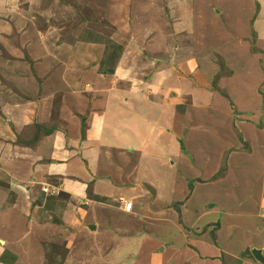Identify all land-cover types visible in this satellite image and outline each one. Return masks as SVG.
<instances>
[{"label":"crops","instance_id":"obj_1","mask_svg":"<svg viewBox=\"0 0 264 264\" xmlns=\"http://www.w3.org/2000/svg\"><path fill=\"white\" fill-rule=\"evenodd\" d=\"M17 1L2 0L0 8H10L11 12L6 15L11 16L15 22L14 28L20 39L19 47L25 51L23 53L29 61L22 60L25 59L22 53H16L12 55L14 60H9L8 66L0 71L27 99L21 96L9 99L11 94L0 91L3 95L0 97V107L11 105L4 110L9 111L8 115L13 119V123H0V219L4 210L15 213L8 222L22 225L17 226V232L12 235L21 242V247H13L14 244L7 249L0 248V257L4 251L9 250L12 255L18 256L16 264H35L32 263L35 260L30 262L26 256L31 254V245L22 246L25 240L35 239L32 243L36 247H39L40 242H55L59 236L70 241L74 237L87 234L86 229L91 226H95V231L102 224H106L108 229L111 228L115 214L136 216L147 222L152 219L160 220L159 225L171 222L176 224V229L184 240L178 246L172 242L171 246H166L168 243L150 237L142 239L141 246L149 242L153 245L149 247H159L158 257L162 258L163 255L166 264H223L224 255L239 260L243 253L253 249L261 250L264 255V218L261 215L264 213V185L239 186V190L245 195L256 189L260 192L259 195H249L251 198H259L260 214L256 207L253 213L242 214L237 220L228 217L230 212L227 210L225 214L220 209L211 214L209 207L211 212L217 208L213 201L212 204L209 202L210 205H206L209 206L206 209L204 207L197 210L194 218L191 217L189 209V203L193 202L198 191L197 186L205 188L213 183L210 181L217 170L208 172L199 160V157L205 156L202 151L207 148L205 143L201 144L199 141L198 145L195 141L203 125L200 124L201 117L205 119V116H209L215 119L223 114L220 117L226 122L222 123L223 126L215 125V128L210 123L208 128H205L208 131L215 129L213 133L217 135H220L216 133L219 127L228 128V133L222 141H228L230 146L221 148L219 160H222L231 144L236 142L235 132L231 131V127L242 133L244 141L253 146L254 154H257L258 150L256 144L259 145V150L264 151V121L261 122V128H256L247 120L251 119L248 116L253 113H256V118L264 120V24L256 26L257 19L264 18V0H216L217 4H210L212 0H193L191 7L195 8L190 9V17L185 26V38L188 41L183 47L186 51H192L193 48L195 53H189L185 58H181L179 53L178 56L167 54V50L161 56H157L160 53L155 56L148 54L149 59H144L143 66L135 71L134 68H127L130 67L132 59L125 54L113 75L99 73L105 51L103 45L78 41L81 31L78 35L72 31L74 35L70 36L65 23L47 24L45 27L23 24L17 14ZM128 1H109L105 13L110 15L111 25L113 17L118 16L115 11L125 9ZM111 2L114 6H111ZM61 3V0L49 1L48 8H40V13H36L47 19L54 18V22L57 19L56 23L62 19L66 20L62 14L67 16L70 8H62L59 5ZM246 3L250 7L249 10L244 8ZM255 3L261 7L258 12L255 10ZM135 4L137 12L134 13L138 19L142 16L147 20L144 24L150 25L153 18L160 21V0H135ZM213 6L220 8L216 9L218 14L211 11ZM114 8L118 10H113ZM18 10L21 14V9ZM87 13L88 11L85 14ZM50 16L52 18H48ZM73 27L80 29V24ZM160 29L161 27L158 29L159 33ZM252 32L256 36L257 54L250 52ZM7 35L8 31H5V39ZM68 35L74 41L67 40L60 44ZM158 38L160 39L159 35ZM141 47H149L152 52L147 53L156 52L160 48L154 42L151 46ZM174 48L177 50L178 46L173 45L172 50ZM211 51L212 54L225 58L228 69L231 68L234 72L232 77L223 78L221 83L229 88L238 107L244 112L245 117L241 122H237V118L234 122V115L230 107H226L222 97L211 95L209 91L201 88L213 80L219 70L213 62L214 57L210 56ZM125 64L128 65L124 67ZM175 65L183 66L185 71L188 65L193 69L192 76L199 77L198 82L194 80L195 77L183 81ZM147 68L150 69L146 70ZM231 70L229 69L230 72ZM241 72L245 73L243 77L246 86L256 96L252 106L247 101H242L245 91L242 89L245 85ZM168 83H171L170 88ZM232 84L233 87L230 88ZM233 89H241L242 93L238 94L240 101L236 99ZM180 90L184 94L180 99L190 101L186 116L183 117L176 113L173 101L176 97L174 94ZM56 95L61 96L58 109L53 103ZM35 123L45 129L44 131L53 129L54 132L49 136L42 133L33 147L15 145L14 129H24L34 126ZM187 131L189 140L185 151L179 144L184 142ZM209 146L210 144L208 148ZM198 150L200 152H197ZM188 155L191 157L189 160ZM208 157L206 154L205 160ZM257 157L263 167L261 171L249 170L244 175L238 166L239 176L242 177L238 179L240 182L244 180L243 184L247 179L258 185L260 181H256V172L262 173L259 175L262 178L259 179L264 183V154H258ZM252 159L257 166V160L251 154L243 155L242 164L246 166L248 160ZM153 162H157L165 170L178 164H187L195 174L192 178V181H196L192 194L187 192L182 199L175 198L174 187L172 197H166L159 183L149 180L151 173H154L151 172ZM248 174H252L256 179H248ZM227 179L229 177L218 184H228L230 191L236 190L237 186L230 184L231 181L228 182ZM46 185L58 187L62 192L58 200L52 197L59 202L52 203V200L45 199L47 195H44L42 190ZM174 185L176 186L175 181ZM148 186L153 187L154 196L147 189ZM185 199H188L187 203ZM121 201L133 203L132 214L123 211L124 205ZM177 204L181 217L175 210ZM16 214L22 224L15 222ZM214 215L217 219L218 216H226L217 222L213 219ZM216 223H219V227L214 242L211 233L215 230ZM1 225L0 221V230ZM205 229L207 232L203 233ZM6 236L9 239L8 234ZM119 239L121 242L125 241L124 238ZM159 242L162 243L161 246H157ZM234 242L240 243V247H236ZM22 249L23 256L27 259L20 257ZM228 262L230 264V260ZM64 264H70L69 260ZM242 264L260 263L248 256Z\"/></svg>","mask_w":264,"mask_h":264},{"label":"rangeland","instance_id":"obj_2","mask_svg":"<svg viewBox=\"0 0 264 264\" xmlns=\"http://www.w3.org/2000/svg\"><path fill=\"white\" fill-rule=\"evenodd\" d=\"M6 1V0H3ZM49 1L53 0H18L17 1V14L20 16V19L23 24H26L27 26L31 24L33 26L34 24H38L40 27H45L47 24L51 25H60L65 23V28H69V35L74 34L78 35L79 31L80 36L81 34H85V39H97V36H103L105 38L111 39L115 43L121 45L123 49V55L128 54L129 57L132 59V63L129 64L130 67H127L129 70H132L134 68L135 70L140 69L145 61L149 59V55H157L161 56L164 55L167 50L169 53L167 54H174L179 56L181 58H185L186 55L189 53L194 52L193 48L192 51L189 49L186 51V49L183 47L185 43L188 41L186 36V21L189 20L191 8L192 10L195 8L191 7V3H193V0H160V6L161 11L160 14L161 17H158L160 21H155L153 18L150 21V25L144 24L146 21L143 19L144 17L140 16L138 19V16L135 14L137 12L136 10V4L135 0H129L127 4H125V9H121L119 11H115L118 13V16H114L112 21L113 24L111 25L109 22L110 15L107 16L105 13V10H108V7L110 4V0H61V4H59L62 8H70L69 12L66 14H62V17L66 20L62 19L58 23H56L58 20L55 19L56 22H54V18L51 16L47 19L46 17L37 14L36 12L40 13V8L45 10L48 8ZM224 1V0H220ZM2 2V0H0ZM132 4H131V3ZM126 3V2H125ZM210 4H217L216 0H212ZM67 6V7H66ZM111 6H114V4L111 2ZM260 5L258 3H255V10L257 12V8ZM14 8V7H13ZM12 8V9H13ZM18 8L21 9V14L19 13ZM219 8V7H218ZM216 6H213V10L216 12ZM245 10H249L250 7H248L247 3L244 5ZM94 9V10H93ZM215 9V10H214ZM220 9V8H219ZM9 7H2L0 8V69L7 67L9 60H14L12 58V55H16V53H22V55L25 57V59L22 60H28V57L22 48L19 47V33L15 30L14 25L15 22L12 20V17L9 15H6V13H10ZM92 11V13H89V11ZM113 10H118L117 8H114ZM86 11H88L87 14ZM190 11V12H189ZM67 12V11H66ZM135 12V13H134ZM199 11H197L198 13ZM199 14V13H198ZM218 14V13H217ZM198 16V15H197ZM152 18V17H151ZM50 21V22H49ZM160 24H157L159 23ZM195 22V20H194ZM188 23V22H187ZM33 24V25H32ZM80 24V29L75 28L73 26ZM264 24V18H258L256 22V26H260ZM29 26V28H31ZM159 27H161L160 32L158 31ZM57 28V27H56ZM5 31H8L7 38L5 39ZM73 31V32H72ZM73 34V35H74ZM69 35L63 40H73L72 37L69 38ZM158 35L160 39L158 38ZM71 36V35H70ZM79 36V38H80ZM157 36V37H156ZM78 37V36H77ZM222 38V36H220ZM255 34L252 32V36L250 37V42L253 44L250 52L252 53L253 48H255ZM3 38V39H2ZM79 38L77 40H79ZM220 39V38H219ZM181 40L183 42H181ZM221 40V39H220ZM60 41V42H61ZM154 42L155 44L160 46L159 49H154L156 52H152L149 47H141V46H151V43ZM174 46H178V52L175 50V48L172 50ZM187 47V46H186ZM184 48V49H183ZM161 52H160V51ZM150 51L149 53H147ZM159 51V52H158ZM171 51V52H170ZM196 51V50H195ZM195 53V52H194ZM213 51H211L210 56L214 57V64H216L219 68L217 74L215 75L214 79L209 81L207 85L204 87H201L202 89H205L206 91H209L211 95L220 96L225 100L226 107H230V110L232 114L234 115V122L236 118L238 119L237 122H241L244 119V112L238 107V104L236 103V100L230 94L229 88H227L226 85L223 86L221 83L222 79L225 77H232L234 74L233 70L231 72L228 69V63L226 62L225 58L221 57L218 54H212ZM253 54V53H252ZM22 56V57H23ZM196 56V54H195ZM264 56V54H263ZM139 57V58H137ZM211 58V59H212ZM254 61V60H253ZM128 64H125L127 66ZM262 66L264 67V62L262 61ZM261 66V68H262ZM176 70L181 74L180 78L183 81H189V77H195L194 80L198 82L199 77L198 76H192L193 69H191L188 65L186 67V71L184 70L183 66L181 65H175ZM150 68H147L148 70ZM250 69V67H249ZM254 70V69H253ZM251 71L253 73L254 71ZM246 71V70H245ZM196 73V72H195ZM227 73L230 76H227ZM250 71H248V74ZM262 73L264 74V70H262ZM244 72H241V78L243 81V84L245 85V88L242 90H245L243 93V99L242 101H247L251 106L255 104L256 96L252 92L250 88L246 86L245 80H244ZM197 75V74H194ZM236 80V78H235ZM233 84L236 86L235 81ZM233 84L230 86L233 87ZM253 86V81L250 82V87ZM168 87H171V83H168ZM0 91L11 94L9 97L14 96H21L23 99H27L24 96L21 95L19 90L14 87V85L8 81L3 74L0 71ZM234 91V89H233ZM236 99L240 101L239 93H242L241 89L239 91L233 92ZM176 97H174L175 102V111L177 114L180 115V117L186 116V112L188 109V106L190 105V101H187V99L182 98L184 94L180 91H177L176 94H174ZM3 95L0 94V97ZM225 96V97H224ZM185 99V100H184ZM181 100V101H180ZM183 101V102H182ZM61 102V96L56 95L54 97L53 103L55 104V108L60 105ZM246 102V103H247ZM181 103V104H180ZM11 105H1L0 107V123H3L4 121L13 123V119L9 113V111H5L4 108H8ZM7 110V109H6ZM200 114V113H199ZM248 114V113H246ZM256 113H253L251 116H248L251 119H247L250 124H254L256 128H261V122L264 120L259 119L258 117H255ZM8 115V116H7ZM202 115V114H201ZM196 116V114H195ZM204 116V115H202ZM223 114L219 115L215 119H212L209 116H205V119L200 118V124L203 123L200 132L198 134V138L195 140L198 145L200 143H205L206 147L202 152H204V155H209L208 159L205 160V156L199 157V160L202 164H204L205 169L208 172L216 170V173L211 178L212 180L209 186L200 187L197 186L198 191L196 195H194L193 202L190 204V212L191 217L194 218V215L196 214L197 210H201L206 205H210L211 201H213L214 206H217L216 209L211 212L209 207V212L216 213L221 210V212H224L225 214L226 210L230 212V215L228 217H231V219L237 220V218L245 213L254 212L257 209V212H259V198H251L249 195H259L260 192L255 190L249 191L247 195H245L242 190H239L241 185H252L251 187L259 185H264L263 180H260L259 172H256L255 174L258 175L257 179L256 177L252 176V174H248L247 178H255L257 182H259L258 185L253 183V181L245 180V183L239 181V167L241 171L244 173H247L249 170H255V171H261L262 165L259 162V158L257 157L258 154L262 155L264 154L263 150H259L258 147L257 154H254V148L252 145H250L249 142L242 140L241 143L237 136L235 135V141L238 144H231V147L227 152L224 153L222 160H219V154H222L221 148H224V146H230L228 144V141L225 143L222 141L223 137L227 135L228 128L225 127H219L216 130V133L220 134H214L213 131L207 130L205 128H208V124L212 123L214 127L217 126H223L222 117ZM240 118V119H239ZM203 121V122H202ZM4 122V123H5ZM226 123V122H225ZM53 124V123H52ZM217 125V126H215ZM53 126V125H52ZM45 129H42L41 126L37 125L36 123L34 126L31 127H25L24 129H14V134L16 136L15 145H20L18 141H21L23 143H31V141H36L41 137V134H45ZM236 128L231 127V131L235 132ZM238 132V131H237ZM223 133H225L223 135ZM242 135V133H240ZM188 131L185 134V137L183 138L184 146L182 147L183 150L186 151L188 148L187 142H188ZM3 138H1L2 141ZM218 139V141L216 140ZM200 141V143H199ZM225 141V140H224ZM5 142V141H3ZM240 143V144H239ZM14 144V143H13ZM208 144H210L208 148ZM181 147V144H179ZM187 147V148H186ZM264 149V147H262ZM197 152H200L199 150ZM184 153V152H183ZM244 154H251L255 159L257 160V166L255 165V160H248L249 163L245 164L243 162V155ZM255 155V156H254ZM204 157V158H203ZM226 157V159H225ZM245 158V156H244ZM191 159V157L188 155V160ZM187 160V159H186ZM171 163V160L169 161ZM262 167V168H261ZM152 168L154 172L151 173L149 180L157 181L159 183L161 191L163 190L166 197H172V191L175 187L176 191V197L175 198H183V196L190 193L192 194L193 191L189 190V184L194 187V182L192 181L193 176L195 174L193 171L189 168L187 164H178L176 167H172V169H164L160 164L157 162L152 163ZM204 169V170H205ZM206 171V172H207ZM232 172V173H231ZM254 173V172H252ZM211 175V174H210ZM245 175V174H244ZM228 182L230 184L234 183V186H237L236 190H229L230 188L228 184H218L221 183L220 181L228 178ZM242 178V177H241ZM148 180V179H147ZM174 181L176 183V186L174 185ZM185 181H188L186 184ZM1 184V183H0ZM172 184V185H171ZM2 185V184H1ZM171 186V187H170ZM240 186V187H239ZM149 187L147 189L149 190ZM244 187V186H243ZM242 187V188H243ZM153 189V187H151ZM172 188V190H171ZM262 188V187H260ZM194 189V188H193ZM259 190V188H258ZM150 191V190H149ZM188 192V193H187ZM43 193V192H42ZM150 193L154 196V193L150 191ZM46 195V194H44ZM53 196L47 195L45 198L46 200H52V203H57L56 200L52 198ZM189 197V196H188ZM55 199H59L58 197H54ZM179 199V200H181ZM250 200V201H249ZM48 203H51L50 201H47ZM122 202V201H121ZM188 202V199H185V203ZM210 202V203H209ZM250 202V203H249ZM184 203V202H183ZM212 204V203H211ZM191 207L193 208V211H191ZM256 207V209H255ZM261 212H259L260 214ZM15 213L11 210L2 211L1 219L2 222L1 230H0V248H9L17 246L21 247V242L17 240V238H13V233L17 232L16 227H20L22 225H14L10 224L8 221L11 220ZM264 213H262V217L264 218ZM17 215V214H16ZM223 216H218L219 219H217L216 215H214L213 219H216L217 222L221 220ZM252 216V215H250ZM56 218V217H55ZM228 219V218H227ZM230 219V218H229ZM228 219V220H229ZM18 220V221H17ZM209 220V219H208ZM113 223L111 228H107L106 224L100 225V228L98 227L97 231H91L90 229H86L87 234H82L78 237L72 238L70 241L66 240L64 237L59 236L58 240L55 242H40L39 247L37 248L36 245H34L32 242H35V239L25 240V242L22 244V246L31 245L30 255H27V258L30 259V262L32 260H35V264H64L66 260H69L70 264H166L165 257L162 258L158 257L160 255L159 247L151 248L149 247V242L142 245L143 238L144 237H150L155 240H160L162 243H168L165 244L166 246H171L170 242L174 243L175 246H178L180 243L184 242L182 236L180 235V232L176 229V224H158L161 221L160 220H150L149 222L143 221L142 219H138L136 216H129L125 214H115L113 216ZM15 222L21 223L18 219V215L16 216ZM238 222H235L237 224ZM12 225V229L10 228ZM26 225V224H25ZM24 225V226H25ZM207 229L204 230L203 233L207 232ZM214 230V228L212 229ZM211 230V231H212ZM216 231V230H214ZM35 233V232H34ZM89 233V234H88ZM8 234V237L6 236ZM35 237V235L33 236ZM124 238L125 241L121 242V239ZM162 243L159 242L157 246H161ZM233 243V242H232ZM236 247H240V243H235ZM232 244V245H234ZM153 246V245H152ZM155 246V245H154ZM0 249V250H1ZM152 249V250H151ZM14 250V249H13ZM254 250V249H253ZM249 252L252 256V251ZM23 249L20 251V257L27 259L25 255L23 256ZM150 251V252H149ZM5 253H9L8 255H12L9 250H6L3 252V255ZM248 253V252H247ZM22 254V255H21ZM17 257L16 255H12ZM253 257V256H252ZM253 259V258H252ZM18 261V260H17ZM2 264V263H1ZM16 264V263H15Z\"/></svg>","mask_w":264,"mask_h":264},{"label":"trees","instance_id":"obj_3","mask_svg":"<svg viewBox=\"0 0 264 264\" xmlns=\"http://www.w3.org/2000/svg\"><path fill=\"white\" fill-rule=\"evenodd\" d=\"M259 11V6L257 8V12ZM74 41V39L72 40ZM78 41H86V42H96L98 44H101L105 47V51H104V55H103V59H102V62L100 64V69H99V73L100 74H103V75H113L119 65V62L122 58V55H123V47L117 43H115L114 41H112L111 39H108V38H105V37H101V36H97V39H85V34H82L79 38ZM67 42V40H63L60 42V44H63ZM255 45V44H254ZM253 46V44H252ZM252 53L253 54H257L258 51L256 50V48H253L252 50ZM227 76H230L228 73H227ZM225 97V96H224ZM54 132L53 129H50V130H46L45 131V135L49 136L50 134H52ZM235 135L237 136V138L239 139V141L242 143L243 139H242V136L239 132H237V130H235ZM85 137V131L83 130V138ZM39 140V139H38ZM38 140L36 141H32L31 143H23L21 141H18V143H20V145L24 146V147H33L36 145V143L38 142ZM226 159V157H225ZM189 190L192 191L193 190V186L191 185V183L189 184ZM149 190L151 192L154 193V190L149 187ZM178 205H176L175 207V210L177 211V213L179 214V216L181 217V211L180 209L178 208ZM216 228L215 230L218 229L219 227V223H216ZM216 232L217 231H212L211 233V236H212V239H214L213 241L216 242ZM7 254L9 253H5L4 255H2L0 257V263L2 264H15L17 262V257L15 256H12L11 254L6 256ZM248 256L252 257L250 255V253L246 252V253H243L240 257L239 260H235V259H232L226 255L223 256V259H222V262L223 264H229L228 260H230V264H242V261L245 259V258H248ZM253 258V257H252Z\"/></svg>","mask_w":264,"mask_h":264},{"label":"built area","instance_id":"obj_4","mask_svg":"<svg viewBox=\"0 0 264 264\" xmlns=\"http://www.w3.org/2000/svg\"><path fill=\"white\" fill-rule=\"evenodd\" d=\"M43 193L46 194V195H55V196H58L60 194V192L55 189V188H51L49 185L47 187H44L43 188ZM123 203V211L125 213H128V214H132L133 211H134V205L133 203H130V202H126V201H122Z\"/></svg>","mask_w":264,"mask_h":264},{"label":"water","instance_id":"obj_5","mask_svg":"<svg viewBox=\"0 0 264 264\" xmlns=\"http://www.w3.org/2000/svg\"><path fill=\"white\" fill-rule=\"evenodd\" d=\"M180 144L182 147L184 146L183 142H181ZM90 230L95 231L96 230L95 226H91ZM252 256L258 263L264 264V255L261 250L254 249L252 251Z\"/></svg>","mask_w":264,"mask_h":264},{"label":"clouds","instance_id":"obj_6","mask_svg":"<svg viewBox=\"0 0 264 264\" xmlns=\"http://www.w3.org/2000/svg\"><path fill=\"white\" fill-rule=\"evenodd\" d=\"M48 185H46L45 187H47ZM50 186V185H49ZM51 188H55V189H57L58 190V187H53V186H50ZM59 191V190H58ZM42 192H43V190H42ZM60 192V191H59ZM44 194V193H43ZM50 196H53V195H50ZM62 196V192H60V194L58 195V196H53V197H61Z\"/></svg>","mask_w":264,"mask_h":264}]
</instances>
